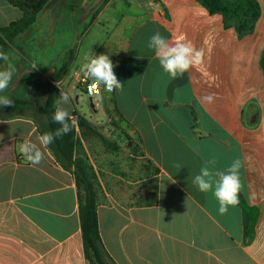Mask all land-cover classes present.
I'll return each instance as SVG.
<instances>
[{
    "label": "crops",
    "instance_id": "obj_1",
    "mask_svg": "<svg viewBox=\"0 0 264 264\" xmlns=\"http://www.w3.org/2000/svg\"><path fill=\"white\" fill-rule=\"evenodd\" d=\"M53 1L58 15L32 26V48L15 46L32 36L30 30L19 35L0 70L14 68L20 79L27 74L30 79L18 87L25 94L32 82L50 80L72 50L67 74L53 83L71 94L65 107L72 116L83 99L77 91L87 96L79 83L81 66L90 55L107 54L112 61L124 89L107 93L100 87L92 101L103 105L106 118L98 121L113 122L144 160L140 179L118 187L110 171L98 193L99 235L114 263L264 264V0H255L260 15L242 35L197 0ZM21 15L0 0V28ZM157 31L172 43L183 39L203 50L202 63L172 79L147 48ZM66 32L69 43L54 52ZM208 94L215 97L211 105L203 100ZM37 115L0 118V264H88L72 171L47 147L39 165L20 151L24 141L38 144ZM237 158L248 236L239 202L220 215L212 192L192 184L205 160L215 159L216 169L225 170ZM144 182L153 185L155 206L130 203L144 199Z\"/></svg>",
    "mask_w": 264,
    "mask_h": 264
},
{
    "label": "trees",
    "instance_id": "obj_2",
    "mask_svg": "<svg viewBox=\"0 0 264 264\" xmlns=\"http://www.w3.org/2000/svg\"><path fill=\"white\" fill-rule=\"evenodd\" d=\"M12 6L19 9L21 17L9 25L0 28V50L6 54L14 40L30 29L39 19V15L51 3L52 0H7ZM210 13L220 14L225 26H233L237 33L242 35L251 31L255 21L260 15V7L255 0H197ZM72 50L68 53V60L57 70L50 80H41L32 82L25 88L27 98H20L9 93L6 96L12 100V106H0V118L12 117L24 112L26 109L34 107L41 115V121L37 124L38 132L42 135L45 132H54L60 127L52 121V115L55 110L54 102L58 99L60 91L53 84L59 82L67 74L68 66L72 61ZM4 60H0L2 66ZM24 80L19 78V73L14 75L12 86L17 88L23 84ZM16 88V89H17ZM45 88V96L41 98V90ZM72 117L76 123L72 131L67 135L55 140L47 148L52 152L55 160L65 169L71 170L76 181L79 193V213L80 225L83 241V249L88 264H115L107 251L99 235L97 205L99 185H97V176L92 166L83 156V146L81 139L77 135V129L81 136L96 135L103 143L108 141L97 131L94 130L92 123L74 111ZM132 147V144L129 143ZM238 200L244 212L245 235H249L251 223L247 220V206L238 195ZM157 195L154 193L145 206H155L157 204Z\"/></svg>",
    "mask_w": 264,
    "mask_h": 264
},
{
    "label": "clouds",
    "instance_id": "obj_3",
    "mask_svg": "<svg viewBox=\"0 0 264 264\" xmlns=\"http://www.w3.org/2000/svg\"><path fill=\"white\" fill-rule=\"evenodd\" d=\"M147 48L154 52L162 70L172 79L182 77L190 68L201 64L203 59V50L195 48L190 41L185 42L180 39L172 43L159 31L149 37ZM8 59V55L0 50V60L7 61ZM113 68L114 65L107 54L90 55L87 62L81 66L80 72L85 78L92 81L90 90L93 93L100 86L107 93L123 91L124 84L118 80ZM14 75H16L14 68L9 67L0 70V93L9 89ZM203 100L211 105L214 103L215 97L213 94H208L203 97ZM70 103L71 94L60 91L58 99L54 102L55 110L52 115V121L59 124L60 127L54 132H45L40 135L37 138L38 144L24 141L21 145L20 151L31 164H41L44 160L42 148L48 147L56 139L72 131L76 121L68 108L65 107ZM12 104L13 102L8 96L0 95V106H12ZM216 164L215 159L205 160L199 174L192 178V184L202 193L212 192L219 204V214L225 215L229 206H235L239 202L238 193L242 187L239 173L242 162L237 158L225 170H217ZM173 167L181 170L183 165L174 162Z\"/></svg>",
    "mask_w": 264,
    "mask_h": 264
},
{
    "label": "rangeland",
    "instance_id": "obj_4",
    "mask_svg": "<svg viewBox=\"0 0 264 264\" xmlns=\"http://www.w3.org/2000/svg\"><path fill=\"white\" fill-rule=\"evenodd\" d=\"M51 2H54L53 0ZM59 7H57L56 4H49L43 12L39 15V18L43 19L46 16L49 17V19H54L59 13ZM70 8H65L64 12L67 13L69 16L68 19H70L72 12H69ZM39 20V19H38ZM41 22V20H40ZM35 27H31L29 29L32 36H29V39L27 36L22 37V39H18L15 41V46L22 47L27 49L26 47H33L31 45L32 38L34 37V29ZM69 32H66L61 40H57L56 48H54L55 51H59L58 47L61 44H67ZM33 42V41H32ZM71 46H73V41L70 42ZM73 48V47H71ZM32 50V49H31ZM36 51V50H34ZM52 51V52H53ZM37 53V52H36ZM48 56V53H47ZM38 59V58H37ZM41 58L39 57V60ZM38 60V61H39ZM22 79L25 81H28L30 78L27 74L21 76ZM45 88L41 90L40 96L41 98H44L45 96ZM12 93H14L15 96L20 98H27V95L23 93V88H17L13 89ZM25 95V96H24ZM77 95H79L82 100H80V104L77 106V111L83 115L85 118V115H90L92 117V125L95 131L99 132L108 142L103 143L99 137L96 135H87V136H81L80 131L77 129V135L81 139L82 146H83V156L87 160V162L92 166L96 176H97V185H99V191L102 190L103 184H107V180H109V176L107 172L109 173L112 171L116 177H113V179L116 181L117 186H124L125 182L133 183L134 181L141 178L139 172H140V166L143 163V159L140 158L141 155L138 151L135 150V148L132 146L128 148L127 144L129 141L125 139L124 136H122L123 132L119 131L117 127L114 126L113 122L103 121L100 120V118L105 119L106 118V112L102 104L97 101H93L95 108H90L88 106V95L86 96L82 91H77ZM86 109L85 115L81 112V109ZM32 110V111H31ZM37 112L34 107L26 109L22 113L32 114L36 117ZM38 113V112H37ZM39 114V113H38ZM39 115H37L38 118ZM88 119V118H86ZM110 128H113L112 131H110ZM115 129L117 131H115ZM129 145V144H128ZM138 172V173H136ZM144 176V171H143ZM142 184V182H140ZM139 185L137 188L140 189ZM147 182H144L143 188V196L144 199H137V200H131L130 203H138V204H145L147 200H149L150 197L154 195V188L151 183H149V186L146 185ZM129 194V193H128ZM118 198H120V201L125 202V197L123 195H117Z\"/></svg>",
    "mask_w": 264,
    "mask_h": 264
},
{
    "label": "built area",
    "instance_id": "obj_5",
    "mask_svg": "<svg viewBox=\"0 0 264 264\" xmlns=\"http://www.w3.org/2000/svg\"><path fill=\"white\" fill-rule=\"evenodd\" d=\"M75 76H77V74H75ZM79 83L84 85L87 95H88L92 100H95V99H94V96H95L96 94L99 93V91H100V87H101V86L98 87L97 90L93 93V92H91V90H90L92 82H88V79H87V78H85L84 76L80 77V78H79Z\"/></svg>",
    "mask_w": 264,
    "mask_h": 264
},
{
    "label": "water",
    "instance_id": "obj_6",
    "mask_svg": "<svg viewBox=\"0 0 264 264\" xmlns=\"http://www.w3.org/2000/svg\"><path fill=\"white\" fill-rule=\"evenodd\" d=\"M51 73V71H48V74H50ZM76 101H77V99H76ZM89 103H90V107L91 108H93L94 107V104H93V101H92V99L91 98H89Z\"/></svg>",
    "mask_w": 264,
    "mask_h": 264
}]
</instances>
